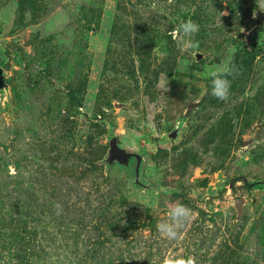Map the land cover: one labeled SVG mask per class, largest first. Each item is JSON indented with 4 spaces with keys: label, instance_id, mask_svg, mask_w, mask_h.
Listing matches in <instances>:
<instances>
[{
    "label": "rangeland",
    "instance_id": "rangeland-1",
    "mask_svg": "<svg viewBox=\"0 0 264 264\" xmlns=\"http://www.w3.org/2000/svg\"><path fill=\"white\" fill-rule=\"evenodd\" d=\"M0 264H264V0H0Z\"/></svg>",
    "mask_w": 264,
    "mask_h": 264
},
{
    "label": "clouds",
    "instance_id": "clouds-1",
    "mask_svg": "<svg viewBox=\"0 0 264 264\" xmlns=\"http://www.w3.org/2000/svg\"><path fill=\"white\" fill-rule=\"evenodd\" d=\"M176 31L181 34L179 38H176V44L178 48H195L197 46V42L191 39L192 35L199 31V25L196 22L192 20L181 22L178 25ZM173 35L175 38V32L173 33ZM230 71L231 69L229 68H220L210 73V89L213 96L222 100L228 96L231 82L226 78L225 74ZM171 214L173 219L175 220L177 217L186 215L187 210L182 206H177L176 208H173L171 210ZM161 231L166 232L170 237L175 235L174 225H164L162 226Z\"/></svg>",
    "mask_w": 264,
    "mask_h": 264
}]
</instances>
